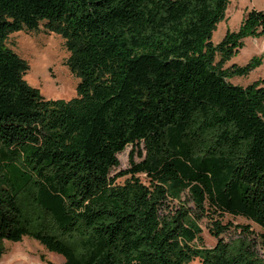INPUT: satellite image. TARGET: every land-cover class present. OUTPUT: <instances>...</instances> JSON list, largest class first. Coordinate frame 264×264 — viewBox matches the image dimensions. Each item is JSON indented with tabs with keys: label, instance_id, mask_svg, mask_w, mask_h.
<instances>
[{
	"label": "trees",
	"instance_id": "16d2710c",
	"mask_svg": "<svg viewBox=\"0 0 264 264\" xmlns=\"http://www.w3.org/2000/svg\"><path fill=\"white\" fill-rule=\"evenodd\" d=\"M229 2L0 0V262L30 237L65 264H264L249 227L226 241L218 220L206 247L199 223L230 214L264 229V85L230 81L255 60L225 67L264 34V9L214 43ZM42 26L72 53L70 101L28 84L8 44Z\"/></svg>",
	"mask_w": 264,
	"mask_h": 264
},
{
	"label": "rangeland",
	"instance_id": "374dc122",
	"mask_svg": "<svg viewBox=\"0 0 264 264\" xmlns=\"http://www.w3.org/2000/svg\"><path fill=\"white\" fill-rule=\"evenodd\" d=\"M264 9V0H230L224 19L219 21L213 31L212 41L219 43L223 40L228 30H238L242 21L251 9ZM9 46L30 64V70L25 76L28 84L39 89L40 93L49 99H62L70 101L79 95L78 84L80 77L73 73L67 63L71 52L65 45V39L57 31L42 29L35 32L20 30L11 34L8 40ZM219 58V57H218ZM255 60V66L247 73H232L230 81L233 84L248 86L250 84L264 85V34L259 37H247L240 52L227 60L225 67L233 70L237 66H245ZM132 146L119 154L121 164L113 170V175L130 167L129 154ZM137 160L141 157L136 155ZM141 180L149 183L145 174L139 175ZM126 177H120L119 183H123ZM182 201L192 209L195 203L188 192L182 194ZM173 209L178 208L177 200L171 201ZM221 221L223 225L231 223V228L221 234L226 241H231L244 236V226L250 228L246 234L255 240L256 250L264 257V241L262 234L264 229L252 220L240 216L226 214L203 216L199 223L203 229L202 236L206 247H213L217 238L211 233L215 228V222ZM7 252L3 255L1 264H65V258L57 253L48 251L37 240L25 237L22 242H6ZM190 264H202L199 258Z\"/></svg>",
	"mask_w": 264,
	"mask_h": 264
},
{
	"label": "bare ground",
	"instance_id": "6f19581e",
	"mask_svg": "<svg viewBox=\"0 0 264 264\" xmlns=\"http://www.w3.org/2000/svg\"><path fill=\"white\" fill-rule=\"evenodd\" d=\"M1 263H2V262H1ZM1 263H0V264H1Z\"/></svg>",
	"mask_w": 264,
	"mask_h": 264
}]
</instances>
